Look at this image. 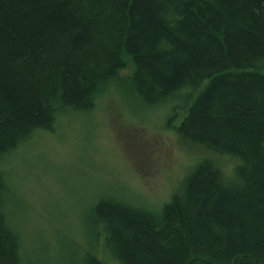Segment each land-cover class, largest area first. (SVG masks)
<instances>
[{
	"label": "trees",
	"instance_id": "16d2710c",
	"mask_svg": "<svg viewBox=\"0 0 264 264\" xmlns=\"http://www.w3.org/2000/svg\"><path fill=\"white\" fill-rule=\"evenodd\" d=\"M119 79L182 100L201 158L157 212L101 198L61 264H264V0H0V264H26L10 156Z\"/></svg>",
	"mask_w": 264,
	"mask_h": 264
},
{
	"label": "rangeland",
	"instance_id": "374dc122",
	"mask_svg": "<svg viewBox=\"0 0 264 264\" xmlns=\"http://www.w3.org/2000/svg\"><path fill=\"white\" fill-rule=\"evenodd\" d=\"M176 104L182 100L145 105L119 79L93 109L64 113L53 129L36 131L12 153L8 179L20 198L14 214L26 264H61L66 253L79 258L101 198L155 212L170 200L201 158L175 136L182 111L172 116Z\"/></svg>",
	"mask_w": 264,
	"mask_h": 264
}]
</instances>
